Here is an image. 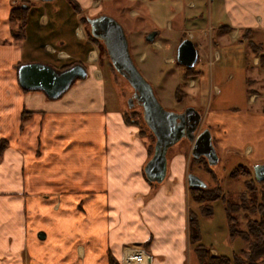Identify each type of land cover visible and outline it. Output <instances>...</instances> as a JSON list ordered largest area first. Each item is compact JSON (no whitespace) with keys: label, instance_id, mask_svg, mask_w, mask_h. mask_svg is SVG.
Instances as JSON below:
<instances>
[{"label":"crops","instance_id":"crops-1","mask_svg":"<svg viewBox=\"0 0 264 264\" xmlns=\"http://www.w3.org/2000/svg\"><path fill=\"white\" fill-rule=\"evenodd\" d=\"M114 1L116 7L129 6V17L144 24L138 26L144 33H160L165 25L173 30L175 23L179 27L187 21L184 7H194L192 0H0V139L7 141L0 155V264H122L129 249L145 250L148 264H185L194 252L188 237L189 215L198 210L187 182L192 143L186 138L179 145L185 137L178 139L166 150L162 181L148 178L154 150L149 152L125 111L107 108L101 71L91 61L94 44L81 18L106 13L104 6ZM18 7L26 19L23 36L16 40L17 26L9 19ZM213 11L218 37L209 45L227 34L264 44V0H215ZM42 39L48 41L42 50L52 58L45 63L52 67L74 61L80 45L86 48V77L54 99L18 83L19 60L28 63L29 52ZM246 50L254 68L246 80L253 91L251 108L219 106L215 85L214 106L210 102L202 114L194 105L187 107L200 115L198 130L209 132L217 156L228 151L256 165L264 163V109L257 102L264 95V68L249 44ZM193 72L191 88L192 77L200 73ZM220 75L215 65L209 83ZM200 239L211 255L228 256ZM220 240L230 246L228 228Z\"/></svg>","mask_w":264,"mask_h":264},{"label":"rangeland","instance_id":"rangeland-1","mask_svg":"<svg viewBox=\"0 0 264 264\" xmlns=\"http://www.w3.org/2000/svg\"><path fill=\"white\" fill-rule=\"evenodd\" d=\"M159 1L160 0H155L157 3ZM188 1L190 0H183V4ZM192 1L194 2L193 8L183 6L184 16L187 18V21L184 19L177 28L175 23L173 30L166 28V25L160 29V37L157 38V41L155 42V45L158 46H153L142 41V34L144 32L139 29L138 26L143 27L144 24L140 23L139 20L134 19L133 17H129V6L126 5L125 8H120V6L116 7L114 1L110 2L107 6H104L103 11L122 26L126 39L129 41V52L135 67L142 77L151 85L155 98L166 111L178 113L185 107L194 105L200 114L204 113L209 108L210 102H213L214 106V101L218 95V92L215 91L214 85L220 90V96L217 98L219 106L222 105L229 109L251 108L250 106L252 103L249 101V96L253 91L250 90V86L246 80L253 75L254 68L253 66L251 67L252 63L250 54H248L249 52L246 50L248 49L247 42H241L240 39L233 40L230 38V35L227 34L225 35L226 38L224 37V40L219 41L218 44L213 43L212 45H209L210 38H215L216 41V38L218 37L216 36V30H218L215 21L216 16L213 11L215 0ZM130 20H133V22H130ZM82 25L87 36L89 25ZM70 37H73V35ZM76 37L78 38L77 35ZM181 37L189 38L198 50V60L194 65V68L200 73L192 77L195 82L194 88L188 86L189 78H183L182 74L185 70L181 65L176 64L174 60L173 63H168L165 60L170 57L175 58V49ZM60 40L63 41L62 39ZM40 42L34 40L35 44H39ZM47 42L46 39H42V42L40 43L41 46L38 48L34 47L33 51L29 52L30 55H27L28 63H22L24 59L19 60L21 65L29 63H41L47 65L48 63L45 62H49V60L52 59L46 54L44 49L42 50V46ZM93 44L94 49L97 52V57H94L96 59H91V61L92 64L97 66L101 71L107 108L109 110L121 109L122 111H125L126 116L129 119H136V121L141 124L142 116L140 107L132 106L131 108H128L127 100L132 95V88L127 80L109 65L110 60L107 53H105L102 48V43L100 41H94ZM227 44H230L231 46L228 47L229 49L222 48ZM240 47L242 48L240 49ZM57 49L59 50V48ZM215 52H217L218 55H216ZM85 54L86 48L80 45L78 47V56L74 58V61L66 60L61 64L57 62L55 64L52 63L54 64L53 67H59L72 61L77 64H82L89 69V64L84 61ZM140 55H143L142 59H140ZM52 56L54 57L55 55L53 54ZM215 65L220 68L222 76L220 75V80H214L213 85H211L209 83V74L214 70ZM223 77L226 81L223 80ZM199 81L204 84L203 87L199 85ZM178 84H180V89L178 90L179 92H176L179 93L182 99L181 101H178L174 94ZM258 90L259 89H257V91ZM257 102L259 109H264V95L262 96L261 94ZM137 113L138 116L135 115ZM141 127L145 129L146 134L149 133L146 130L147 126L145 124ZM154 143L155 142H153V146ZM186 143V138H182L178 142L179 145H185ZM218 157V163L211 168L214 173V179L209 173L204 171L203 168H205V166L203 162H192L190 169L191 173L198 176L207 186L210 188L219 186L224 194V199L219 198L212 202L213 214L211 216H201V223L198 222V227L199 231L201 230L203 240L200 239V241H211L214 244V247L218 246L221 248V252H226L228 257H231L233 254L240 253L242 249H246L247 245L240 237L232 238V240H230V246L227 245L224 247L221 244L220 234L223 228L226 227L230 230V222L226 206L228 202L232 204L239 203V194L244 190V181L253 178V166L255 164L250 160L244 159L239 154L236 155L228 151H226L223 156L219 153ZM238 165H243L245 169L250 171V175L245 174L236 179L230 178L228 174ZM256 185L257 188L264 190V184L256 183ZM199 214L197 210V221L200 216ZM230 214L237 219L235 227L243 228L245 223L243 212L240 210H231ZM227 249L229 250L227 251ZM185 264H197L193 251L189 253Z\"/></svg>","mask_w":264,"mask_h":264},{"label":"water","instance_id":"water-1","mask_svg":"<svg viewBox=\"0 0 264 264\" xmlns=\"http://www.w3.org/2000/svg\"><path fill=\"white\" fill-rule=\"evenodd\" d=\"M50 1V0H42ZM91 34L102 40L114 70L127 80L133 90L132 97L127 101L131 108L133 98L142 107L143 120L155 137L154 154L146 168L148 178L160 182L164 177L165 153L181 137L192 143V157L203 156L210 166H215L218 156L211 144L208 131H203L194 138V131L200 121L199 115L192 129H187L185 118L178 113L166 111L158 103L151 85L142 77L135 67L128 49V42L122 26L107 15L87 18ZM176 62L185 67H193L197 61V50L190 39H184L176 49ZM18 83L24 90H40L48 98H56L63 94L75 79H84L86 69L75 64L63 70L41 63H29L17 68ZM253 175L257 181H264V163L253 166ZM188 186L206 188L195 174H188Z\"/></svg>","mask_w":264,"mask_h":264},{"label":"trees","instance_id":"trees-1","mask_svg":"<svg viewBox=\"0 0 264 264\" xmlns=\"http://www.w3.org/2000/svg\"><path fill=\"white\" fill-rule=\"evenodd\" d=\"M87 17L82 16L81 23L88 25ZM26 14L24 10L21 8H13L10 14V22L13 25L17 26L16 32L13 33L14 38L19 40L23 36V28L25 24ZM87 36L91 41L96 40L90 33V29L87 31ZM251 51L253 54L258 57L259 67L264 68V44L255 43L252 41H248ZM103 45V44H102ZM105 51L104 46L102 47ZM106 53V51H105ZM73 62H69L63 64L59 67H55L56 69H64L73 65ZM178 64V63H177ZM109 65L112 67L111 63ZM183 67V66H182ZM113 68V67H112ZM184 68L183 78H189L193 72L194 67L192 68ZM180 89V84L177 85L175 89V98L178 101H181V97L178 91ZM179 92V91H178ZM179 96V97H178ZM135 112V111H134ZM136 113V112H135ZM134 114V113H133ZM138 116V113L135 114ZM142 116V114H141ZM129 119V118H128ZM131 120V119H130ZM133 123L137 125L139 128L140 136L145 137L149 143V152L152 153L154 146L153 142H155V137L147 127L146 130L141 126L144 123L141 119V124L133 119ZM139 124V125H138ZM141 125V126H140ZM146 125V124H145ZM7 145V141L4 139H0V155L4 148ZM203 162L205 168L204 171L209 173V175L214 179V173L211 170L212 166H210L204 157L192 158L191 162ZM250 175V171L245 169L243 165H238L234 168L228 175L232 179L239 178L242 175ZM258 184H264V181H257L254 176L246 181H244V190L239 194V203L232 204L230 202L227 203L226 211L230 222V237H240L247 245L246 249H242L240 253L233 254L231 257L225 255H216L213 256L209 253V250L199 243L200 234L199 227L196 214L191 212L188 220V237L189 243L193 246L194 253L197 257L199 264H264V190L257 188ZM190 199L197 204V208L199 213L202 216L209 217L213 212L212 202L219 198L224 199V194L219 188V186H214L210 188L206 186V188H188ZM231 210H240L243 212V216L245 218V223L243 228H236L235 222L236 218L231 216ZM257 216V217H256Z\"/></svg>","mask_w":264,"mask_h":264},{"label":"flooded vegetation","instance_id":"flooded-vegetation-1","mask_svg":"<svg viewBox=\"0 0 264 264\" xmlns=\"http://www.w3.org/2000/svg\"><path fill=\"white\" fill-rule=\"evenodd\" d=\"M100 15H107V13H101V14L96 15L95 17L100 16ZM90 31H91V28H90ZM93 37L96 40H98L101 43H103L102 40L99 39L98 37H95V36H93ZM159 37H160V33H159L158 30L150 29V30H148L146 33H144L142 35V41L146 42V43H148L150 45H153V46H158V45H155V42L157 41V38H159ZM184 39H187V38L181 37L178 45ZM177 46H176V49H177ZM128 48L130 49L129 41H128ZM176 49H175V54H176ZM165 60L168 63H173V60L176 61L175 58H172L171 60H167V59H165ZM132 94H133V92H132ZM130 97H132V95ZM132 106H139L140 109H141V114H142V107L139 105L138 101L135 98H133ZM178 114H181L185 118L187 129H189V130L192 129V127L195 124V121L197 119V113L191 107H185L181 112H178ZM202 131H203V129L201 130V132Z\"/></svg>","mask_w":264,"mask_h":264},{"label":"built area","instance_id":"built-area-1","mask_svg":"<svg viewBox=\"0 0 264 264\" xmlns=\"http://www.w3.org/2000/svg\"><path fill=\"white\" fill-rule=\"evenodd\" d=\"M122 264H147V255L142 249L128 250L122 257Z\"/></svg>","mask_w":264,"mask_h":264}]
</instances>
